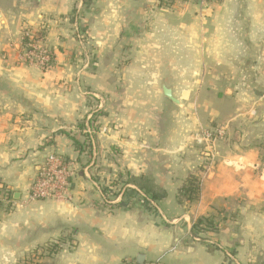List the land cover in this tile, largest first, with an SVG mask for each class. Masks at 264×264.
Returning a JSON list of instances; mask_svg holds the SVG:
<instances>
[{
	"label": "crops",
	"instance_id": "1",
	"mask_svg": "<svg viewBox=\"0 0 264 264\" xmlns=\"http://www.w3.org/2000/svg\"><path fill=\"white\" fill-rule=\"evenodd\" d=\"M42 30L48 71L20 59ZM50 153L67 198L29 201ZM138 256L264 264V0H0V264Z\"/></svg>",
	"mask_w": 264,
	"mask_h": 264
},
{
	"label": "built area",
	"instance_id": "2",
	"mask_svg": "<svg viewBox=\"0 0 264 264\" xmlns=\"http://www.w3.org/2000/svg\"><path fill=\"white\" fill-rule=\"evenodd\" d=\"M202 5L210 0H196ZM40 33V32H38ZM38 33L29 31L22 32L23 42L27 40V44L23 43V50L20 55L22 62L33 64L41 71H48L52 65L50 60L54 57L44 41V37H40ZM93 124H86L85 132L90 136L94 130ZM215 137L209 131H199L198 141L206 145V154L209 155L210 162L216 158L217 152L214 148ZM69 164L59 155L50 153L45 157L43 164L40 166L36 177L32 181L28 190L29 201L42 200H63L67 198V177ZM162 257L158 260L147 264H162ZM124 264V263H121ZM130 264H136L131 263Z\"/></svg>",
	"mask_w": 264,
	"mask_h": 264
},
{
	"label": "trees",
	"instance_id": "3",
	"mask_svg": "<svg viewBox=\"0 0 264 264\" xmlns=\"http://www.w3.org/2000/svg\"><path fill=\"white\" fill-rule=\"evenodd\" d=\"M38 34H39L40 37H45L44 30L40 31V33H38ZM27 43H28L27 40H25L24 44H27ZM53 63H54V61H53V59H51L50 60V64L53 65ZM80 127L81 126H79V129H80ZM74 144H75V147L77 149H79V150L81 149L80 143L75 141ZM138 188L145 190V192H147L146 194L152 193L151 191H149V188L145 189V188H143L141 186V184H138ZM183 191H185L184 195L187 196L188 198H195L197 196V194H198V189L196 188V186L193 183H190L189 187L187 189H185V190L183 189ZM150 198L152 200H159L160 198H162V196L152 193V194H150ZM203 224H204V226H203ZM192 229L200 230V231H210V232H213V230H214V228L211 225H209L208 223L204 222V220H202V219H198L193 224ZM123 263L124 264H130V262L129 263L128 262H123ZM131 263H134V262H131Z\"/></svg>",
	"mask_w": 264,
	"mask_h": 264
},
{
	"label": "rangeland",
	"instance_id": "4",
	"mask_svg": "<svg viewBox=\"0 0 264 264\" xmlns=\"http://www.w3.org/2000/svg\"><path fill=\"white\" fill-rule=\"evenodd\" d=\"M80 0H78V2H79ZM21 55V54H20ZM93 130H94V132H95V130H96V127H94V128H92ZM82 129H80V131H81ZM94 132H92V134L94 133ZM86 135H88L87 133H85ZM200 145H201V147H202V149H203V152L204 153H206V145L204 144V143H200ZM199 184H200V182L198 181V179L195 181V186H196V188L198 189L199 188ZM203 226H204V224H203ZM196 232H208V231H197L196 230Z\"/></svg>",
	"mask_w": 264,
	"mask_h": 264
},
{
	"label": "water",
	"instance_id": "5",
	"mask_svg": "<svg viewBox=\"0 0 264 264\" xmlns=\"http://www.w3.org/2000/svg\"><path fill=\"white\" fill-rule=\"evenodd\" d=\"M136 264H144L142 257L138 256L136 258Z\"/></svg>",
	"mask_w": 264,
	"mask_h": 264
}]
</instances>
